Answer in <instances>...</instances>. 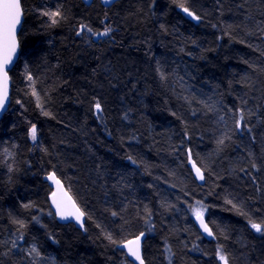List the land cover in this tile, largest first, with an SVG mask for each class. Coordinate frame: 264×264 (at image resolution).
Instances as JSON below:
<instances>
[{"label":"trees","instance_id":"obj_1","mask_svg":"<svg viewBox=\"0 0 264 264\" xmlns=\"http://www.w3.org/2000/svg\"><path fill=\"white\" fill-rule=\"evenodd\" d=\"M21 8L0 119V264H132L118 246L141 233L144 264H221L218 247L228 264H264L250 223L264 225V0ZM57 11L56 24L41 14ZM49 173L82 231L56 220ZM200 208L210 240L193 221Z\"/></svg>","mask_w":264,"mask_h":264},{"label":"snow or ice","instance_id":"obj_2","mask_svg":"<svg viewBox=\"0 0 264 264\" xmlns=\"http://www.w3.org/2000/svg\"><path fill=\"white\" fill-rule=\"evenodd\" d=\"M108 0H105V3H107ZM180 7L188 16H191L194 20H199L200 17L194 14L192 11L189 10L188 7L185 6L184 3H179L177 5ZM21 4L19 3V0H2V3H0V77H2V80H0V107L3 106L5 100L7 99V82H8V71L9 64L12 61L13 55L16 52L17 42H16V32H17V25L20 23L21 19ZM42 15L49 16L50 19H52V23L56 24L57 21L55 19L56 16L60 15L59 11L57 12H51V13H41ZM84 25H81V28H84ZM215 27V26H214ZM108 29L105 30L102 35H107ZM78 35L80 33H77ZM28 79L31 81L32 77L29 76ZM33 96H36V92L33 91ZM40 106L39 104L37 105ZM96 111L101 112V106L97 102L95 105ZM44 115H49L47 112L44 113ZM243 120V114L240 116V120H237L236 126L237 128L241 127V121ZM31 138L33 141L36 140V130L35 126H33L31 130ZM219 143H223V140L219 141ZM131 159V157H129ZM135 163V161H133ZM195 167V165H194ZM255 167V165H253ZM9 171H11V168H9ZM197 175H200V169H196ZM203 179V177H200ZM49 179H52L55 181L57 185L60 184L59 180H56L54 176L49 177ZM55 193H53V197H55ZM69 199H71L69 197ZM54 203H56L55 199L53 200ZM57 206V212L61 216L62 219L66 218L65 213L61 211L60 204L56 203ZM25 208L30 207V205H24ZM76 212L78 213L76 215L77 222H80V217L83 216V213L80 212L79 209H76ZM193 212L197 218L198 221L201 223V227L204 229L205 232L208 233L209 236H212L213 233L209 229L208 225L204 223L203 220V209H193ZM116 213H113V216H115ZM14 223H19L20 228H24L25 225L23 222L14 221ZM251 226L253 229H255L257 232H260L261 234H264V225L251 222ZM81 227H83V224H81ZM141 236H143V233H141ZM107 239H109L112 243H116L115 240L111 236H108ZM15 245V242H13ZM123 247L128 249V255L134 257L137 261H139V264H144V260L141 258L140 253V237H137L134 241H128L127 243L123 244ZM31 253L35 254L37 257L40 256V253L37 251L35 247H33L31 250ZM216 255L218 259L221 261V264H228L227 257L223 254V249L218 247ZM35 264V262H34Z\"/></svg>","mask_w":264,"mask_h":264},{"label":"water","instance_id":"obj_3","mask_svg":"<svg viewBox=\"0 0 264 264\" xmlns=\"http://www.w3.org/2000/svg\"><path fill=\"white\" fill-rule=\"evenodd\" d=\"M81 1L86 6H90L91 3L93 2V0H81ZM97 1L99 2V4L102 7L108 8V7H111L114 3H116V2H118L120 0H108L107 3H105V0H97ZM0 3H2V0H0ZM19 3L21 4V0H19ZM21 10H22V8H21ZM182 15L185 18L189 19L190 21H192L194 23H197L198 22V20H194V19H192L191 16H188L183 10H182ZM22 22H23V13L21 11V19H20V23L17 25V32H16L17 47H16V52L13 55L12 61L9 64V69L10 70L14 67V65L16 64V62L18 60V57H19L18 34H19L20 29H21ZM9 71H8V82H7V99L5 100L3 106L0 107V119L6 113V111L9 109V104H10V77H9ZM0 80H2V77H0ZM187 160H188V167L191 170V173H192L194 179L196 180V182L199 185H202L204 183L203 172L200 170V175H197L196 169L198 167L193 162V160H192L191 155H190L189 152H187ZM194 165H195V167H194ZM51 176H54L56 180H59L54 175V173H49L48 175H45L43 177V180L51 188V194L48 197V202H49V206H50L51 211L55 215L56 220L58 222H60V223H72L77 229H79V230L82 231L83 228H84V215L80 217V222L78 223L77 222V219H76V215L78 214L76 212V209H79L78 206L76 205V203L74 202L73 198L68 193V191L66 190V188L64 187V185L61 182H60L59 185H57L54 180L49 179V177H51ZM201 176L203 177V179L200 178ZM53 193L56 194L55 197H53ZM69 197L71 199H69ZM54 199H55L56 203L60 204L61 211H63L65 213L66 218L62 219L61 216L58 214L56 203L53 202ZM80 212H81V210H80ZM203 220H204V223H206L204 216H203ZM81 224H83V227H81ZM194 224L196 225V227L199 229V231L201 232V234L207 240L212 239L213 235L212 236H209L208 233L204 231V229L201 227L200 221L197 220L196 216L194 217ZM137 237H140V253H141V258L143 259V257H142V243H143L144 235L143 236L139 235ZM137 237H134L132 239H129L126 242H124V243H122V244H120L118 246V248L120 250H122L126 254L128 261L130 263H132V264H139V261H137L134 257L128 255V249L125 248V247H123V244L127 243L128 241H134Z\"/></svg>","mask_w":264,"mask_h":264},{"label":"bare ground","instance_id":"obj_4","mask_svg":"<svg viewBox=\"0 0 264 264\" xmlns=\"http://www.w3.org/2000/svg\"><path fill=\"white\" fill-rule=\"evenodd\" d=\"M180 10H181V13H182V9H180ZM190 171H191V170H190ZM192 176H193V175H192ZM194 217H195V215H194ZM194 217H193V221H194ZM139 235H141V234H139ZM139 235H137V236H139ZM137 236H136V237H137ZM133 238H134V237H133ZM130 239H132V238H130ZM128 240H129V239H128ZM126 241H127V240H126ZM126 241H124V242H126ZM124 242H122V243H124ZM122 243H120V244H122ZM120 244H119V245H120Z\"/></svg>","mask_w":264,"mask_h":264}]
</instances>
